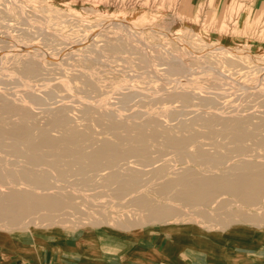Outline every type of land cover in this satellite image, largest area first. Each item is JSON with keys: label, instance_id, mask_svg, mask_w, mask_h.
I'll use <instances>...</instances> for the list:
<instances>
[{"label": "rangeland", "instance_id": "374dc122", "mask_svg": "<svg viewBox=\"0 0 264 264\" xmlns=\"http://www.w3.org/2000/svg\"><path fill=\"white\" fill-rule=\"evenodd\" d=\"M105 141L124 156L79 158ZM246 162L264 170V0H0V189L33 172L64 200L0 218V264L100 246L123 253L108 264H264L263 194L197 204L180 185Z\"/></svg>", "mask_w": 264, "mask_h": 264}, {"label": "bare ground", "instance_id": "6f19581e", "mask_svg": "<svg viewBox=\"0 0 264 264\" xmlns=\"http://www.w3.org/2000/svg\"><path fill=\"white\" fill-rule=\"evenodd\" d=\"M59 121V120H58ZM60 122V121H59ZM58 122V123H59ZM14 134L19 138L23 137L21 140H18L21 142V145H24V142L29 143V146L31 145L30 150H36L35 148H38V144L35 142L31 143L33 141V136L31 132L24 130L22 133L24 135H21L22 133L15 132L13 130ZM72 130L70 131V135ZM77 135V134H76ZM42 142L48 143L50 139V135L48 131H42ZM248 135L244 134H238V138H246ZM72 137V136H71ZM75 138V137H74ZM174 139V138H173ZM171 143L179 145L184 142V139H176V140H170ZM51 144V143H49ZM28 145V144H27ZM52 145V144H51ZM18 152L19 147L16 146ZM19 148V149H18ZM16 150V151H17ZM133 150V149H132ZM136 151H139L138 149H135ZM142 151V149H140ZM130 151V150H129ZM126 152L120 149H114L113 146L106 141L102 143V146L98 149V151H94L87 154L79 155V158H91L92 163L97 162L98 158H102L105 156V158L119 160L124 156ZM32 159L34 161H38L40 164V159L43 158L40 155H35L34 153L31 154ZM90 162V161H89ZM98 166V164L96 165ZM238 169L245 170L243 173H235L231 174L229 176H202L200 178H195L193 180H186L189 175L191 174V171H186V176H183V181L181 182L182 185H186L191 192L187 193L186 195L190 198V196H193L196 200L197 204H203L209 201V199L218 192H224L227 191L234 195H240L241 198L244 200L243 202H250L254 203L260 197L264 196V170L258 172L257 174H252L250 169L254 168L251 162L243 163L242 165L236 166ZM234 169V168H232ZM1 166H0V185L3 186L5 179L4 175L1 172ZM32 175H34L32 177ZM25 176L33 181L35 184V188L33 189H40L45 191H49V189H52L53 187L50 185V182H48V179L44 180V178L40 179L35 176L33 172H26ZM129 182V181H128ZM128 182H124L122 185L127 184ZM212 183L214 187L209 186L208 184ZM135 185V187H132V185ZM170 182L166 181L162 189H168L171 188ZM132 191L137 190L139 184L136 180L131 179L130 182ZM128 189V187H126ZM32 189V190H33ZM21 190L20 188H17V186H10L8 187L7 191L0 189V218H6L11 217L12 221H17L21 219L23 216L27 215L29 212H35L39 211L41 209L48 210L52 212L51 210L55 208L56 206H60L64 203L63 197L60 195L55 194H38L34 190ZM182 191H188V189L184 188ZM140 196H138L135 200H138ZM162 215H164L162 213Z\"/></svg>", "mask_w": 264, "mask_h": 264}, {"label": "crops", "instance_id": "0c3cea01", "mask_svg": "<svg viewBox=\"0 0 264 264\" xmlns=\"http://www.w3.org/2000/svg\"><path fill=\"white\" fill-rule=\"evenodd\" d=\"M118 254V255H117ZM38 257L35 258H28V257H19L13 260L11 259V261L9 262V264H108L106 262L111 260L112 257H117L118 258H122L123 253H115L114 251H109V252H105L103 250H101V246H100V254L98 256V258H100V260L104 261H87V260H82V261H70V259L68 258H57L56 256H53V252L47 249H43L42 252L37 253ZM170 254H163V261H168L170 262ZM112 264V263H109Z\"/></svg>", "mask_w": 264, "mask_h": 264}]
</instances>
